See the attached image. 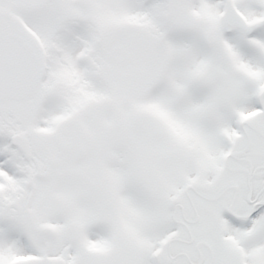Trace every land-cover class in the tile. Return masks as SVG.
Returning a JSON list of instances; mask_svg holds the SVG:
<instances>
[{"label":"snow or ice","instance_id":"6c2138e0","mask_svg":"<svg viewBox=\"0 0 264 264\" xmlns=\"http://www.w3.org/2000/svg\"><path fill=\"white\" fill-rule=\"evenodd\" d=\"M0 264H264V0H0Z\"/></svg>","mask_w":264,"mask_h":264}]
</instances>
